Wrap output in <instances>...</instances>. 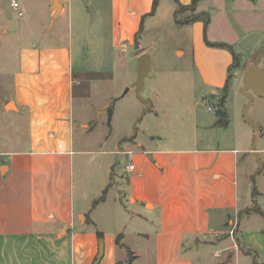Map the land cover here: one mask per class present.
<instances>
[{"label": "crops", "instance_id": "obj_1", "mask_svg": "<svg viewBox=\"0 0 264 264\" xmlns=\"http://www.w3.org/2000/svg\"><path fill=\"white\" fill-rule=\"evenodd\" d=\"M58 1L61 10L51 25L52 12L46 23L15 21L0 6V43L12 48L0 46L1 103L25 124L24 136L9 138L12 148L0 145V264H94L99 239L103 254L98 264L126 263L129 251L130 264H264V190L241 195L238 181L239 165L255 174L254 131L241 135L234 127L240 123L228 113L225 132L213 129L218 125L215 117L207 120L212 128L198 134L189 124L202 121L205 114L198 111L199 101L192 100L181 113L186 129L170 141L131 137L110 151L75 148V83L86 97L90 74L101 79L111 77L113 70H132V63L146 51L140 46L146 19H154L168 1L158 0L154 8L153 0ZM171 2L175 22H182L179 27L191 26L195 70L209 87L198 97L217 98L224 92L232 53L227 47L206 44L203 21L182 18L190 11L176 12L178 3L188 5L191 0ZM81 11L96 21L91 40H103L93 50L95 60L87 58L74 73L73 45L83 47L80 35L75 42L74 29L78 34L91 26ZM201 12L210 16L207 40L225 43L237 54L243 40L250 38L255 45L264 35V0H199L194 13ZM27 35L34 39L24 42ZM213 57L219 59L218 66L211 62ZM251 62L239 60L230 71L233 81ZM9 74L11 88L5 90ZM262 113L256 150L264 169V102ZM84 125V135L95 127ZM260 138L263 146H257ZM108 153L128 156L120 171H115ZM104 192V198L95 202ZM126 236H135L138 248Z\"/></svg>", "mask_w": 264, "mask_h": 264}, {"label": "rangeland", "instance_id": "obj_2", "mask_svg": "<svg viewBox=\"0 0 264 264\" xmlns=\"http://www.w3.org/2000/svg\"><path fill=\"white\" fill-rule=\"evenodd\" d=\"M17 1L20 9L23 11L21 17H18L17 11L12 9L9 5L10 0H0L3 13L11 16L15 21L19 19L26 22L28 19H31L34 23H46L48 13L52 12L48 21L49 25L52 24L54 20V11L52 9L54 0ZM165 1L168 2H163L161 4L154 19L153 17H148L146 19V32L140 40V46L144 47L146 49L145 52L151 56V66L145 79L142 96L150 99L151 103H154L153 107L155 109L150 108L138 119L140 114L144 111L145 105L136 96L134 89L131 88L130 91L121 96L126 87L135 80L137 70L136 61L132 63V70H128L127 72L123 69L122 71L113 70L111 77L100 79L90 74L88 77L89 93L86 97H83L81 93L82 87L79 82L75 83L73 89L72 116L75 148L89 150L96 146L95 148L97 150L104 149L110 151L119 148L121 140L128 142L131 137L142 141L146 139L158 141L159 137H161L165 141H170L172 137L175 138L176 134L182 133L186 129L187 124L181 113L188 107L192 100L199 101L198 111H202L205 114V118L202 121L200 120L198 123L189 124L192 131L200 133L202 128H212L207 125L209 124L207 120H212L215 117H217L216 120L219 119L216 112L217 110H213V107L224 108L229 114V117L234 119L235 124L240 123L239 126L235 125L234 127L235 130H240L238 132H240L241 135L246 131H254L242 113L247 101L246 97L240 92L242 77L234 79V81L232 79V82L230 81L226 94L220 92L219 97L212 99L208 98L206 101L198 97L202 93H208L209 87L202 82L199 74L195 70V44L191 26L189 24L179 27V23L182 22H175V11L172 10L173 4L171 0ZM80 14L91 26H87V28L78 34L74 29L73 35L75 42L78 39V35H80L79 37L83 41L82 48L76 43L73 45L72 70L74 73L81 71V66L85 61L87 62V58L95 60L92 56L93 50L98 47V40H103H91L89 34L95 32L96 21L91 19L90 15L86 14L84 11H81ZM190 15L191 13L189 12L188 16ZM188 16L182 18L186 19ZM73 17H75V12L73 13ZM151 21H155L156 24H150ZM106 32L102 34V36L105 35L103 37L108 35ZM258 38H260L259 42L255 45H251L250 38L243 40L239 47L238 57L242 64L252 60L258 67L264 69V35L258 36ZM32 39H34V37L27 35L25 36L24 42H28ZM35 39H37V37ZM0 46L7 50H12L11 46L5 42L0 43ZM104 48L108 51L109 46L106 45ZM180 50L183 51V54ZM198 55L201 58H206L204 51H198ZM203 60L206 61V59ZM211 62L217 66L220 63L219 59L216 57H213ZM89 64H87V66ZM10 66L12 71V65ZM11 79V74L5 76V90L11 88ZM164 87H167L168 92H165L166 89ZM187 89L189 91L188 93L186 92ZM5 93L9 92L5 91ZM223 95H226V98L223 101V105H221L220 102ZM1 99L2 97L0 95V145H4L5 148H12L14 143L12 140L10 141L9 138H14L17 134L19 136H24L25 124L23 119L19 120L15 118L14 112H7L4 110ZM263 102L264 100L262 97L255 96L251 106L247 110V114L255 122H257L263 114ZM160 105H166L167 108L164 109L163 106L159 107ZM172 105L178 108L180 107L181 110L173 108ZM104 106L113 109L110 121L108 120L107 114H97ZM86 117H90V119L84 122L83 118ZM16 121L18 123H16ZM84 123V126L88 129L93 128V125H95L87 135H84L85 133L82 128ZM214 124H216V122H214L213 125ZM215 126L217 127L213 129H216V131L220 133L225 132V130L222 129L225 128L223 125L218 123V125ZM16 129H18V132ZM257 146H263L261 138L258 140ZM106 157H108L109 161L112 160L115 165V171H120L128 158V156L124 154L113 155L110 153L106 154ZM252 159L255 165L254 168L256 167L253 176L251 174V169L245 170L243 165H239L238 181L239 193L241 195L259 188L264 190V169L258 171V164L255 157L253 156ZM75 178H77V182L80 181V176L77 171L75 172ZM259 203H261L260 200ZM253 207L254 209L258 208L256 204L253 205ZM135 238V236H126L127 242L131 244L132 247H137V244H139ZM245 249V247L241 246L242 251H245Z\"/></svg>", "mask_w": 264, "mask_h": 264}, {"label": "water", "instance_id": "obj_3", "mask_svg": "<svg viewBox=\"0 0 264 264\" xmlns=\"http://www.w3.org/2000/svg\"><path fill=\"white\" fill-rule=\"evenodd\" d=\"M52 9L54 11L53 18H55L59 13V11L61 10V4L59 3L58 0H54ZM150 66H151V56L146 52L141 53L137 58V71H136L135 80L131 82L130 85L127 86L124 92L121 94V96H123L128 92L130 88H133L136 96L145 105V109L140 114L138 119H140L151 108L152 105L150 99L142 96V90L144 88L145 79L150 70ZM240 92L242 93V95L246 97L247 100L243 108V112H242L243 116L254 130V137L251 146L252 154L257 161L258 169L262 170L263 162L260 159L259 154L256 150V139L260 130V126L247 114V110L251 106L255 96L264 98V69L258 67L254 62L249 63L242 75ZM225 98L226 95H223L220 102L221 105H223V101ZM112 112L113 109L111 107H106L99 110L97 114L98 115L102 113L107 114L108 120L110 121ZM102 254H103V241L102 239H99L98 253L96 255L94 264H98L100 258L102 257Z\"/></svg>", "mask_w": 264, "mask_h": 264}, {"label": "trees", "instance_id": "obj_4", "mask_svg": "<svg viewBox=\"0 0 264 264\" xmlns=\"http://www.w3.org/2000/svg\"><path fill=\"white\" fill-rule=\"evenodd\" d=\"M157 1L158 0H153V8L156 6L157 4ZM199 0H191L190 4L188 5H181L178 3V8H177V13H180L182 11H185V10H188L191 12V15L188 16L186 19H185V22H194V21H197V20H201L203 21V37H204V40L206 42V44L210 45V46H216V47H227L231 53H232V56H233V61H232V64L229 66V73L227 75V78H226V81H225V85H224V93L227 92L228 90V86H229V83L232 79V73L230 71H232V69H235L239 66V57H238V54L235 53L232 49L231 46L225 44V43H211L207 40V37H206V27L209 23V19H210V16L207 12H201V13H194L195 11V8H196V5L198 3ZM217 115L219 117L218 119V123L223 125V126H226L228 124V114L226 112V110L222 107H219L217 109ZM104 194L105 192L102 194V196L97 199L95 202L97 201H100L104 198ZM120 235H118L116 237V243L119 244V241H120ZM98 238H102V235L99 233L98 234ZM237 243H239V239L237 238L236 239ZM132 260V253L129 251V258L127 260L126 263H123V262H116V264H130V261Z\"/></svg>", "mask_w": 264, "mask_h": 264}, {"label": "built area", "instance_id": "obj_5", "mask_svg": "<svg viewBox=\"0 0 264 264\" xmlns=\"http://www.w3.org/2000/svg\"><path fill=\"white\" fill-rule=\"evenodd\" d=\"M10 5L17 11L18 16L23 15V11L20 9V6L17 0H11ZM217 109H218L217 107H213V110H217ZM132 168H133V165H130L129 169H132Z\"/></svg>", "mask_w": 264, "mask_h": 264}]
</instances>
